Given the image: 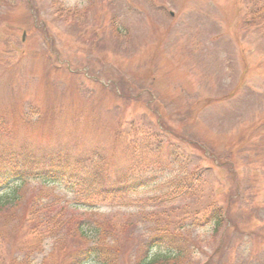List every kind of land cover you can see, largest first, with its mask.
I'll list each match as a JSON object with an SVG mask.
<instances>
[{"label":"rangeland","instance_id":"1","mask_svg":"<svg viewBox=\"0 0 264 264\" xmlns=\"http://www.w3.org/2000/svg\"><path fill=\"white\" fill-rule=\"evenodd\" d=\"M10 1L0 0V155L25 152L38 169L102 161L145 184L100 213L129 216L164 195L165 206H229L234 228H197L183 264H264V33L247 20L250 0ZM161 124L177 162L163 136L146 146ZM19 192L0 223V264H71L91 243L71 236L89 217L76 190L32 178ZM118 235L114 264H135L138 228Z\"/></svg>","mask_w":264,"mask_h":264},{"label":"trees","instance_id":"2","mask_svg":"<svg viewBox=\"0 0 264 264\" xmlns=\"http://www.w3.org/2000/svg\"><path fill=\"white\" fill-rule=\"evenodd\" d=\"M5 2L11 1L5 0ZM249 2L251 6L248 4L247 16L249 18L247 20L264 33V0H250ZM244 15L246 16V14ZM161 125L156 133L145 131L143 135L149 138L145 141L146 146L150 147L151 144L157 142L160 136H163L159 145L168 144V147L172 148L169 158L172 162H177L184 156L174 148L172 143H168L169 139L167 138L171 134L173 137V132L163 129L164 125ZM156 149L159 150V147ZM214 158L216 159V157ZM100 160H104V157H100ZM38 166L39 161H36V157L25 152L1 153L0 223L21 200L19 190L25 181L33 178L43 186L54 182L68 181L70 189L76 190L74 205L89 213L86 223L81 222L82 218L76 222L74 233L71 236H79L87 241L90 238L91 241L88 246L80 247L73 252L71 264H83L91 259L100 260L103 264H114L115 256L112 253L113 248L109 246L108 239L111 238L114 244H117L118 234L137 228L140 246L144 249L145 254L139 257L135 264L190 263L192 253L188 247L190 243L195 244V241L191 240V235L197 228L212 221L214 232L218 233L219 230L231 229L235 225V220L228 215L229 206L227 208L214 201L200 209H191L177 202L165 206L169 202L163 201L166 198L164 196L167 195L153 201L151 206L140 208L136 214L132 213L129 216L124 217V213L119 211L100 213L98 207L102 205L115 207V205L125 202L129 194L145 184L126 182L125 175L118 177L109 164L103 165L102 161L94 163V165H84V159L72 160L70 169L66 167L65 170L56 168L57 163L54 159L49 160L47 166L44 165L47 168L38 169L36 168ZM229 170L231 177H234L233 164L230 165ZM186 180L190 179H179L175 183L179 185L178 188L177 186L175 188L176 192L182 191L183 188L186 189ZM35 210V207L30 209V216L34 215Z\"/></svg>","mask_w":264,"mask_h":264}]
</instances>
